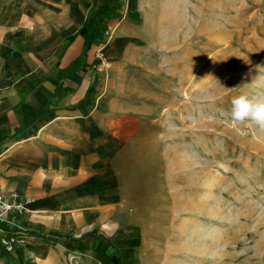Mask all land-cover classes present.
<instances>
[{
	"label": "crops",
	"instance_id": "crops-1",
	"mask_svg": "<svg viewBox=\"0 0 264 264\" xmlns=\"http://www.w3.org/2000/svg\"><path fill=\"white\" fill-rule=\"evenodd\" d=\"M165 52L166 0H0V183L35 199L9 214L28 242L0 245V264L110 259L148 116L141 71Z\"/></svg>",
	"mask_w": 264,
	"mask_h": 264
},
{
	"label": "rangeland",
	"instance_id": "rangeland-1",
	"mask_svg": "<svg viewBox=\"0 0 264 264\" xmlns=\"http://www.w3.org/2000/svg\"><path fill=\"white\" fill-rule=\"evenodd\" d=\"M147 63L105 264H264V129L230 115L264 97V0H166V52Z\"/></svg>",
	"mask_w": 264,
	"mask_h": 264
},
{
	"label": "built area",
	"instance_id": "built-area-1",
	"mask_svg": "<svg viewBox=\"0 0 264 264\" xmlns=\"http://www.w3.org/2000/svg\"><path fill=\"white\" fill-rule=\"evenodd\" d=\"M113 31L108 30L105 32L107 37L106 42L103 44L102 49L98 51L97 58L104 59L103 49L109 44ZM35 199L31 197L22 198L16 192H7L0 183V245L6 252L12 253L19 245H24L28 242V238L24 233L10 230V222L8 220L9 214L18 212L23 214L25 207L34 203Z\"/></svg>",
	"mask_w": 264,
	"mask_h": 264
},
{
	"label": "clouds",
	"instance_id": "clouds-1",
	"mask_svg": "<svg viewBox=\"0 0 264 264\" xmlns=\"http://www.w3.org/2000/svg\"><path fill=\"white\" fill-rule=\"evenodd\" d=\"M230 115L234 122L252 121L264 129V97H249L247 95L235 97L232 100Z\"/></svg>",
	"mask_w": 264,
	"mask_h": 264
}]
</instances>
